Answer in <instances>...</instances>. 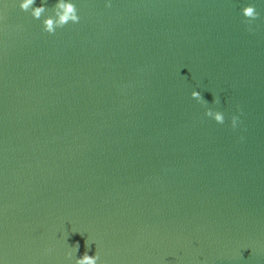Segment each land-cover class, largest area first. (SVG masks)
Instances as JSON below:
<instances>
[{"label":"water","instance_id":"water-1","mask_svg":"<svg viewBox=\"0 0 264 264\" xmlns=\"http://www.w3.org/2000/svg\"><path fill=\"white\" fill-rule=\"evenodd\" d=\"M20 2L0 0V264H264V0H70L53 35L57 0Z\"/></svg>","mask_w":264,"mask_h":264},{"label":"clouds","instance_id":"clouds-1","mask_svg":"<svg viewBox=\"0 0 264 264\" xmlns=\"http://www.w3.org/2000/svg\"><path fill=\"white\" fill-rule=\"evenodd\" d=\"M35 0H22L19 3L18 7L22 12H29L33 19L39 20L42 16L48 11L46 5V0L42 3L40 7H34ZM105 7H111V4L108 3ZM77 8L76 6L70 2V0H57V3L51 8V15L45 17L42 20V31L53 35L55 34L57 29H61L65 27L67 24L72 23L76 24L79 22V16L77 15ZM241 16L244 18L242 23L246 25H251L253 21L259 18V13L257 12L254 5H248L241 9ZM249 32L252 31L251 27L247 29ZM190 98L195 99L198 103L206 104V101L203 100L202 96L199 92L193 91L191 93ZM213 102H217L215 99ZM206 117H210L216 124L222 125L224 123V115L219 111H213L211 109H207L204 112ZM231 120V127L235 129L239 122V118L237 116L230 117ZM242 139V138H241ZM73 252L68 254L69 258L71 259L72 256L78 251L79 244H76L72 247ZM99 260L98 255L89 256L85 253L81 258L75 259V264H97Z\"/></svg>","mask_w":264,"mask_h":264}]
</instances>
